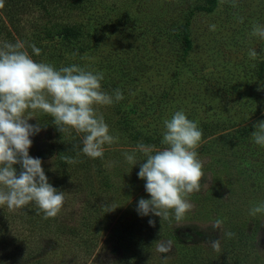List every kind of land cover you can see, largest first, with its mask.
<instances>
[{
  "label": "rangeland",
  "instance_id": "374dc122",
  "mask_svg": "<svg viewBox=\"0 0 264 264\" xmlns=\"http://www.w3.org/2000/svg\"><path fill=\"white\" fill-rule=\"evenodd\" d=\"M71 2L70 14L50 15L49 24L65 26L64 39L31 38L32 20L49 21L40 4L23 16L20 26L40 49L29 55L103 72L101 89H120L123 99L94 107L118 139L90 158L79 151L82 133L60 132L46 113L29 118L41 123L29 155L41 158L65 199L47 218L0 206V264H264V216L248 214L264 200V148L251 141L253 125L264 120V40L251 36L254 24L264 25V0ZM178 109L202 131L200 188L179 221L140 216L136 203L148 196L136 175L143 161L130 169L123 154L138 142L164 147L162 121ZM162 244L165 253L157 250Z\"/></svg>",
  "mask_w": 264,
  "mask_h": 264
},
{
  "label": "clouds",
  "instance_id": "9594fccd",
  "mask_svg": "<svg viewBox=\"0 0 264 264\" xmlns=\"http://www.w3.org/2000/svg\"><path fill=\"white\" fill-rule=\"evenodd\" d=\"M251 36L264 40V25L254 24ZM30 47L32 54H40L35 45ZM248 56L254 60L258 52L250 48ZM103 79V72L89 70L87 66L69 64L57 68L51 63L37 62L24 49L22 41L0 42V206L19 209L34 203L45 218L58 214L65 193L49 183L41 158L29 155L31 137L39 133L41 123L28 121L36 118L37 112L46 113L60 132L74 130L83 134L81 153L90 158L103 157L104 147L118 137L110 132L94 106H108L123 99L120 89L112 93L103 91ZM201 136L198 122L178 109L162 121L160 144L164 147L157 149L155 145L138 142L123 154L130 169L143 161L136 175L144 181L148 196L138 199L135 208L138 215L179 221L192 208L188 197L199 190L203 175L196 152ZM251 141L264 148V120L253 125ZM248 214L264 216V200L252 204ZM148 223H153L151 218ZM221 224L217 219L212 228ZM224 235L234 234L226 231ZM210 244L219 249L218 240ZM157 250L165 253L168 248L162 244Z\"/></svg>",
  "mask_w": 264,
  "mask_h": 264
},
{
  "label": "trees",
  "instance_id": "16d2710c",
  "mask_svg": "<svg viewBox=\"0 0 264 264\" xmlns=\"http://www.w3.org/2000/svg\"><path fill=\"white\" fill-rule=\"evenodd\" d=\"M36 3L40 4V16L42 17L47 15L49 17V21L42 23L37 21L36 19L32 20L30 22V28H28V30L31 29V38L35 35V33L46 35H53L54 33H58L61 34V39L66 38L65 26L61 28L62 26H60L61 24L59 23H49L51 22L50 17H52L57 12L54 9L60 8L61 11H69V14L70 11L75 9L76 6L74 5V3L72 4L71 0H3V4L2 6H0V42L7 41L9 43H15L17 41H22L24 44V49L28 53H32L30 43H32L33 41H29L31 40L30 34H27L28 31L20 26V22L23 16H28L30 11H33L32 5ZM59 26L60 30L58 31ZM61 29H64V31H61ZM37 62L39 61L37 60ZM55 159H57V161L61 160L59 156H56ZM84 165L87 166L88 163H84ZM14 167L18 168L19 166L14 165ZM67 178L68 176L64 177V182ZM76 181H74V184H77ZM28 207H30V216L37 217L41 215L42 212L37 210L34 203L26 205L25 208L27 209Z\"/></svg>",
  "mask_w": 264,
  "mask_h": 264
}]
</instances>
